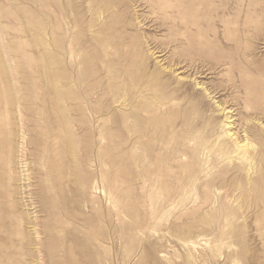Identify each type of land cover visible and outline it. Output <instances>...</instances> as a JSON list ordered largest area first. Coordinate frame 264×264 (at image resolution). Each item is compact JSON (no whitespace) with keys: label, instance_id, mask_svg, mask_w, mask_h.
<instances>
[{"label":"rangeland","instance_id":"rangeland-1","mask_svg":"<svg viewBox=\"0 0 264 264\" xmlns=\"http://www.w3.org/2000/svg\"><path fill=\"white\" fill-rule=\"evenodd\" d=\"M0 264H264V0H0Z\"/></svg>","mask_w":264,"mask_h":264},{"label":"bare ground","instance_id":"bare-ground-1","mask_svg":"<svg viewBox=\"0 0 264 264\" xmlns=\"http://www.w3.org/2000/svg\"><path fill=\"white\" fill-rule=\"evenodd\" d=\"M239 143L240 142H238L237 144H235L234 147L232 146L233 147V151L231 153H236V155L239 156V158H238L239 160H244V161L249 160V153H250V151H248L249 146L247 144H245L243 146H238ZM165 156H167V155H165ZM162 177L163 178L161 180H159L160 181V187L163 188V189H165V191L167 192L166 186L164 184L166 183L165 182L166 178L169 177L168 172L167 171H164ZM144 178H145L144 179L145 180V184H147L146 188L148 189V191H150L152 189V187L154 186V184H156V182H158V179L155 177L154 172L152 170H150V168L147 170ZM153 196H155V195H152V193L149 192V194H147L146 197H148L149 199H152Z\"/></svg>","mask_w":264,"mask_h":264}]
</instances>
